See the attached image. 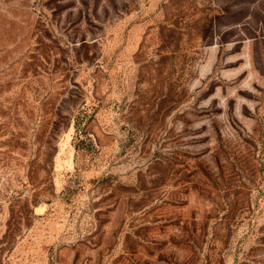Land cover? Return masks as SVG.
<instances>
[{"label": "rangeland", "instance_id": "374dc122", "mask_svg": "<svg viewBox=\"0 0 264 264\" xmlns=\"http://www.w3.org/2000/svg\"><path fill=\"white\" fill-rule=\"evenodd\" d=\"M0 264H264V0H0Z\"/></svg>", "mask_w": 264, "mask_h": 264}, {"label": "trees", "instance_id": "16d2710c", "mask_svg": "<svg viewBox=\"0 0 264 264\" xmlns=\"http://www.w3.org/2000/svg\"><path fill=\"white\" fill-rule=\"evenodd\" d=\"M54 116H59V117H61V116L59 115V113H58V112H57V113H55V114H54ZM77 117H78V116H77V114H76V115H74V118H73V119L75 120ZM54 122L56 123V121H55V120H54ZM55 123H54V124H55ZM76 123H77V121H76V122L74 121V124H76Z\"/></svg>", "mask_w": 264, "mask_h": 264}]
</instances>
